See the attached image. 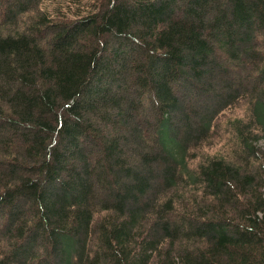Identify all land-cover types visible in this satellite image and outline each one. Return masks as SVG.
Instances as JSON below:
<instances>
[{"label": "trees", "instance_id": "trees-1", "mask_svg": "<svg viewBox=\"0 0 264 264\" xmlns=\"http://www.w3.org/2000/svg\"><path fill=\"white\" fill-rule=\"evenodd\" d=\"M44 1L0 0V264H264V0H73L10 30ZM240 102L233 155L189 168Z\"/></svg>", "mask_w": 264, "mask_h": 264}, {"label": "rangeland", "instance_id": "rangeland-1", "mask_svg": "<svg viewBox=\"0 0 264 264\" xmlns=\"http://www.w3.org/2000/svg\"><path fill=\"white\" fill-rule=\"evenodd\" d=\"M73 0H45L40 7L39 11H30L25 13L22 17H19L17 25H9L10 30L19 29L20 31H26L28 28L33 29L31 21H34L37 13H48L49 17H56L59 19L60 14L67 13L68 7L71 10H76V7L73 6ZM75 1V0H74ZM85 5L88 0H82ZM76 2V1H75ZM82 5V8L85 9V6ZM82 10V9H81ZM71 19V17H69ZM14 25V26H13ZM43 40V39H42ZM250 67L244 69V74H248ZM232 73V72H231ZM233 76V73L231 74ZM241 75V74H239ZM145 115H148V111H144ZM190 117V114H188ZM234 118H242V122L247 121V115L245 114V107L240 102L235 107L228 109L224 114L219 115L216 119L214 130H212L210 137L206 139L203 143L198 144L191 150L192 159L188 161L189 168H196L197 165L204 161L205 158L209 157H226V160H229V155H233L232 151L236 149L235 139L228 137V133H225L226 123L228 120H233ZM192 122L194 117H191ZM232 141V144H231ZM256 148H258V154L264 151V140L259 137V139L253 143ZM148 152V151H147ZM190 190H194L193 187L189 186ZM199 194V193H198ZM1 231V229H0Z\"/></svg>", "mask_w": 264, "mask_h": 264}]
</instances>
